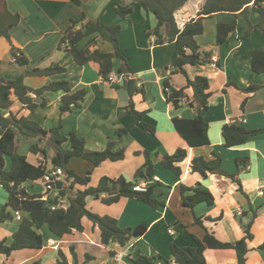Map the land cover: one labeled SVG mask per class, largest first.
I'll return each mask as SVG.
<instances>
[{
	"label": "crops",
	"instance_id": "0c3cea01",
	"mask_svg": "<svg viewBox=\"0 0 264 264\" xmlns=\"http://www.w3.org/2000/svg\"><path fill=\"white\" fill-rule=\"evenodd\" d=\"M23 2L27 3L29 9L32 6L37 9L34 15L28 12L27 7L21 6ZM190 3L191 5L186 6V10L177 13L178 23L179 16L185 22L191 18H198V12L202 9L205 0H190ZM8 6L12 11L21 14L20 23L11 30V34L14 43L28 56L29 63L19 65L14 62L9 43L4 44L1 39L2 76L14 79L29 68L48 66L46 63L49 60L51 63H61L66 67L65 72L49 77H26V83L34 88L50 81L66 79L70 81L73 89L82 86L88 89L86 105L75 106L72 112L65 114L61 132L68 135L75 129L79 137L85 138L86 149L90 151L104 150L110 141L114 142V150L123 148L125 151L122 159H107L98 166H93L95 178L91 176L90 185H97L103 176H124L128 180L137 178L136 172L145 162V150L150 151L153 157L156 152L163 155L183 147L187 148L188 155L184 161L178 163L181 166V174L160 163L155 164L154 180L149 183L153 185L152 198L164 201V204L156 208L134 197H122L111 204L103 202L100 198H87L88 207L93 212L116 217L122 227L146 225L147 230L140 237L132 238L126 245L118 242L104 243L99 226L89 217L84 216L82 219L84 229L74 230L64 236L56 235L48 225H44L40 229L46 239L42 248L18 249L9 256L0 252V264H33L37 260L40 261L39 264H59L60 251H63L69 263L73 264L75 257L72 248L81 264H134L132 257L138 249L150 256H162L158 257L157 264H178L172 258L168 260L171 257L170 249L173 242L181 246H193L194 236L203 238L206 232H212L222 241L236 242L245 237L244 226L251 220H253L251 227L253 237L248 240L247 263L264 264V250L259 249L264 241V195L259 193L260 189L264 190V132L249 137L244 145L238 147H226L222 137L225 123L239 122L248 128L264 127V73H257L252 69L249 54L250 49L264 48L263 32L254 29L246 35L249 24L241 12L219 11L203 19L205 31L197 39L203 48L213 50V62L206 65L189 64L185 68L189 78L205 75L210 79V89L213 94L210 97L209 108L203 111L205 119L209 122L210 144L193 147L176 130L173 117L195 116L196 103L191 102L195 99L194 89L187 86V75L172 71L175 42L157 44L154 35H147V31L156 26L157 19L143 4L132 0H83L80 5L71 0H8ZM61 7L67 9L66 14L61 23L55 22ZM129 8H131L129 13L124 16L120 14L119 10ZM251 12V21L256 23L259 20V13L254 9ZM84 14L88 18H99L109 25L118 23L121 25L120 51L132 69L127 77L132 78L137 87L144 89L143 93L137 91L133 95V102L137 110L144 112L142 120L155 126L154 133L140 124L133 125V116L127 109L131 96L125 88L126 73L120 72L123 65L121 58L116 57L113 61L112 73L117 76V81L112 84L104 80L97 63L79 64L67 50L58 47L62 34L71 21L80 19ZM42 15L45 18L53 15L50 18L54 20V27L41 31L43 37L36 38L35 34L39 32V28L35 22L37 19L40 20ZM233 19L237 20L236 29L230 33L226 42L217 44V24ZM207 23L212 33L211 40L205 38L208 32ZM47 33L54 35L56 43L51 50L40 47V42ZM164 33L166 34L165 30ZM95 35L97 33L84 38L79 45L85 46ZM107 41L98 38L90 49L99 48L104 52H113L114 45L110 41L108 42L111 46L107 45ZM58 50H64L66 53L53 60ZM4 51H8L9 56ZM166 80L177 89L186 87L187 97L178 109L166 99L164 91ZM231 82L241 87L251 83L261 87L252 93H247ZM62 94V91H46L44 97L47 104L38 106L34 113L21 105L18 110H13L30 115L31 118L40 121L45 128H50L57 125L61 119ZM32 96L36 102H41L42 97L35 94ZM245 99L247 101L242 108ZM123 129L125 131L122 132ZM3 132L4 129L0 125V135ZM33 139H36L34 143L39 142V138ZM21 141V138H18V144ZM39 143L40 146L45 144ZM63 146L70 148L71 141H65ZM213 151H217L222 156L223 172L209 173L204 177L201 173L192 170L193 157L209 158ZM34 154L37 158L36 162L28 159L34 164L40 163L41 159L45 158L40 153ZM26 156L28 158V155ZM51 156L48 153L46 159L50 161ZM240 156L248 158L245 167L237 163V157ZM10 165L11 159L7 157L6 168H10ZM70 168L78 173L77 168L72 165ZM29 182L25 183L28 192L33 194L31 190H36L38 194H47L43 185L42 188L31 189ZM36 182L42 184L40 179L31 183ZM181 183L190 187L200 186L208 189L214 196V203L208 205L206 202H201L193 209L184 206L180 191ZM84 187L82 184L75 185V189H84ZM8 200L9 192L0 184V208L7 204ZM196 216L202 217L203 224L195 222ZM176 220L186 225L183 231L176 232L173 228L172 224ZM19 226L20 220L16 218L1 223L0 239L11 242ZM121 253L122 258L117 260V255ZM87 255L91 256L88 260ZM205 256L209 264H238L236 251L232 248H207Z\"/></svg>",
	"mask_w": 264,
	"mask_h": 264
},
{
	"label": "trees",
	"instance_id": "16d2710c",
	"mask_svg": "<svg viewBox=\"0 0 264 264\" xmlns=\"http://www.w3.org/2000/svg\"><path fill=\"white\" fill-rule=\"evenodd\" d=\"M71 1L80 5L83 0ZM132 1L143 4L157 19L156 26L147 31L148 36L154 35L157 44L165 45L167 42H175L172 71L182 72L185 75H187L186 65H206L213 62V50L203 48L197 39L205 31L204 18L219 11L241 12L249 24L245 34H250L254 29H259L264 33V0H205L202 9L198 12L199 17L191 18L182 27L178 23L177 13L189 0ZM252 9L259 13V20L256 23H253L250 18ZM119 11L124 16L131 11V8ZM20 20L21 14L9 8L8 0H0V40L5 38L8 41L14 62L19 65H26L29 63V58L14 43L11 34V30L20 23ZM236 27V19L217 24L216 43L226 42L230 33ZM120 31L121 25L119 23L109 25L99 18H88L84 14L80 19L71 21V24L64 30L58 47L67 50L79 64L97 63L102 77L109 82H111L114 59L116 57L121 58L123 65L120 72L126 73L125 88L131 96L127 109L133 116V125L140 124L146 130L154 133L155 126L144 122L142 120L144 112L135 108L132 97L137 91L143 93L144 89L137 87L134 80L127 77L132 69L120 51ZM96 33L97 35L92 37L85 46L81 47L79 45L84 38ZM98 38L110 41L114 45V51L104 52L99 48L91 50L90 46ZM249 54L251 55L252 69L257 73H264V48L250 49ZM217 63H220L219 60ZM65 71L66 67L64 65L54 62L45 67L29 68L14 79H7L2 76L0 68V125L4 129L0 137V184L9 192L8 203L0 208V224L15 219L17 210L22 213L20 226L14 232L12 241L8 242L7 239H0V252L8 256L18 249L42 248L46 239L40 229L44 225H48L51 231L58 236L72 233L74 230H83L82 219L84 216L89 217L95 225L99 226L101 239L104 243L118 242L121 245H126L132 238L143 235L147 230V226L139 224L134 227H122L116 217L93 212L88 207L87 198H100L103 202L111 204L122 197H134L150 203L156 208L164 204V201L152 198L153 185H149L148 190L145 192L135 191L132 186L141 180H154V166L156 163L181 174V166L178 163L184 161L188 155L187 148L183 147L178 148L173 153L163 155L156 152L153 157L150 151L145 150V162L137 170L136 177H140L135 181L128 180L124 176H103L97 185H90L91 170L86 176L79 175L69 168L72 158L82 157L89 160L93 166H98L107 159L119 160L124 158L125 151L123 148L114 150L113 141L108 142L104 150L90 151L86 149L85 138L79 137L75 129L71 130L68 135L61 132L62 119L65 114L72 112L75 106L83 107L86 105L88 94L86 87L73 89L70 81L66 79L50 81L38 88L26 83V77L28 76L49 77ZM231 84L247 93H252L261 87L252 83L245 87H241L235 82H231ZM187 86L194 89L195 99L191 102L196 103V114L190 118L174 116L175 128L187 140L189 145L193 147L208 145L210 144L209 122L205 119L203 111L209 108L210 97L213 94L210 89V79L205 75H197L194 78L188 77ZM185 88L177 89L170 84L169 80L164 82L166 99L177 109L182 106L184 99L187 97ZM46 91L63 92L60 100L61 119L57 125L45 128L40 121L31 118L30 115L20 114L18 111L13 110L14 104L19 102L23 108L25 107L31 113H34L38 106L47 104L44 97ZM32 94L42 97L41 102H36ZM246 101L247 99L242 102V108L245 106ZM5 110L10 112L8 116L4 114ZM121 131L123 132L125 129ZM262 132H264V127L248 128L239 122H232L223 125L222 137L226 147H238L244 145L249 137ZM21 135L27 138H39V142L45 144L44 146H40L39 142L32 144V152L40 153L46 158L49 151L52 150L50 163L55 166H62L65 169L67 182L66 180L60 182L58 191L54 192L47 200L43 198V194H31L25 187L26 182L39 180L46 173L47 167L43 166L42 163L34 164L30 162L25 154L19 152L18 138ZM68 140L71 141V147L65 148L63 143ZM7 157L11 159V165L8 169L6 168ZM247 161V157H237V163L241 167H245ZM221 166L222 156L217 151H213L209 158L195 156L191 163L192 170L201 173L204 177L208 176L209 173L223 172ZM77 183L84 185V189H75ZM180 188L184 206L193 209L201 202H206L208 205L214 203L213 194L206 188L200 186L190 187L184 183H181ZM60 196L68 198L69 205L67 209H52V206L58 203ZM46 202L47 205H45ZM195 222L203 224L202 217L196 216ZM252 223L253 220L244 226L246 235L236 242L222 241L212 232H206L203 238L194 236L195 245L193 246H181L173 242L170 249L171 257L168 260L172 258L178 264H209L205 256L207 248H232L236 251L238 264H248V240L253 237ZM172 226L176 232H181L186 227L179 220L173 222ZM259 249L264 250V241L260 244ZM72 252L75 257L73 264H81L74 248H72ZM158 257L162 256H150L138 249L135 256L132 257V261L134 264H157ZM86 258L88 260L91 256L87 255ZM39 263V260L33 262V264ZM58 263L70 264L63 251L59 252Z\"/></svg>",
	"mask_w": 264,
	"mask_h": 264
},
{
	"label": "rangeland",
	"instance_id": "374dc122",
	"mask_svg": "<svg viewBox=\"0 0 264 264\" xmlns=\"http://www.w3.org/2000/svg\"><path fill=\"white\" fill-rule=\"evenodd\" d=\"M22 7H27V10H28V12H30L32 15H34L35 14V12L37 11V9L34 7V6H32L30 9H29V7H28V5H27V3H22V5H21ZM66 11H67V9H64L63 7H61L59 10H58V15H56V17H55V22H59V23H61L62 22V20L64 19V16H65V14H66ZM252 13V12H251ZM53 15H50L49 17H47V18H45V16H41V19L39 20V19H37V22H35L36 23V25H37V27L39 28V32L37 33V34H35V37L36 38H41V37H43L41 34H40V32L41 31H44V30H47V29H50V28H53L54 26H53V19L52 18H50V17H52ZM244 19H246L245 17H244ZM179 21L182 23L183 22V20L182 19H179ZM247 21V20H246ZM207 30H208V32L205 34V38H206V40H211V38H212V33H210V30H209V25H208V23H207ZM261 33V32H260ZM264 34V33H263ZM247 35V34H246ZM249 35V34H248ZM43 40H41L42 42H40V47H42V48H44V49H46V50H51V48L56 44L55 43V39H54V35L52 34V33H47L46 35H45V37L44 38H42ZM3 43L5 44V43H7L8 44V41L5 39V38H3ZM107 43V45H110L111 46V44L107 41L106 42ZM4 52H6L7 53V55L9 56V52L8 51H4ZM3 52V53H4ZM5 53V54H6ZM66 52L64 51V50H58L57 51V53H56V55L53 57V60H56V59H58V57H60V56H62V55H64ZM32 64V63H31ZM50 64H52L51 63V61L49 60V61H47V63H46V65H50ZM17 66H18V64H16ZM19 105H20V103L18 102L17 104H14V106H13V109H15V110H18L19 109ZM1 136V135H0ZM19 138H21V142L18 144V150H19V152L20 153H22V154H25V155H28V159L30 160V161H33V162H36L37 161V158H36V156H35V154L32 152V150H31V146H32V144H34V141L36 140V139H33V138H27V137H25V136H20ZM52 153H53V151L52 150H50L49 151V156H51L52 155ZM73 161H71L70 163H69V168H70V165H72L74 168H77L78 169V174L79 175H81V176H86L87 174H89V171L91 170V174H90V176H92V177H94L95 178V176H94V174H93V170H94V168L95 167H93V165H92V163L90 162V161H88V160H86V159H84V158H82V157H74L73 159H72ZM8 164H9V162H8ZM91 165H92V167H91ZM97 182V181H96ZM78 184V183H77ZM91 184H92V181H91ZM41 185H43V184H41L40 182H36V183H34V184H32L31 182H29V188H42V186ZM43 187H44V189H45V191H46V188H45V186L43 185ZM32 192H33V194H37L38 193V191H33V190H31Z\"/></svg>",
	"mask_w": 264,
	"mask_h": 264
},
{
	"label": "built area",
	"instance_id": "2783aa9c",
	"mask_svg": "<svg viewBox=\"0 0 264 264\" xmlns=\"http://www.w3.org/2000/svg\"><path fill=\"white\" fill-rule=\"evenodd\" d=\"M180 26L182 27L185 24V21L181 23L179 21ZM117 81V76L112 73L111 74V82L114 83ZM43 166L47 167L46 173L40 178V181L45 186L47 194L44 195V199H49L51 195H53L54 192L58 191L59 183L62 181H65L66 174L65 169L62 166H55L50 161H48L46 158H42L41 162ZM150 181H139L134 183L132 186L133 190L135 191H142L145 192L148 190ZM259 193L261 195H264V190L260 189ZM69 205V200L66 196H60L59 201L57 204L52 206V209L56 208H64L67 209ZM15 218L20 220L22 218V213L17 210L15 212ZM122 253L117 255V260H120L122 258Z\"/></svg>",
	"mask_w": 264,
	"mask_h": 264
},
{
	"label": "water",
	"instance_id": "95a60500",
	"mask_svg": "<svg viewBox=\"0 0 264 264\" xmlns=\"http://www.w3.org/2000/svg\"><path fill=\"white\" fill-rule=\"evenodd\" d=\"M188 5H191V3H190V0L186 3V5L185 6H183L179 11H178V13H180L182 10H186V6H188ZM195 14H196V12H195ZM4 114L6 115V116H8L9 114H10V112H8V111H4ZM140 177V176H139ZM139 177H137V178H139ZM137 178H134L133 179V181H135ZM45 205H47V202L45 203Z\"/></svg>",
	"mask_w": 264,
	"mask_h": 264
},
{
	"label": "bare ground",
	"instance_id": "6f19581e",
	"mask_svg": "<svg viewBox=\"0 0 264 264\" xmlns=\"http://www.w3.org/2000/svg\"><path fill=\"white\" fill-rule=\"evenodd\" d=\"M179 19H182V20H184L183 18H181L180 16H179ZM185 21V20H184Z\"/></svg>",
	"mask_w": 264,
	"mask_h": 264
}]
</instances>
